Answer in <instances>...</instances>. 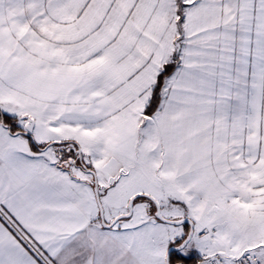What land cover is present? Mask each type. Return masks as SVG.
Instances as JSON below:
<instances>
[{"label":"snow or ice","instance_id":"1","mask_svg":"<svg viewBox=\"0 0 264 264\" xmlns=\"http://www.w3.org/2000/svg\"><path fill=\"white\" fill-rule=\"evenodd\" d=\"M0 264H264V0H0Z\"/></svg>","mask_w":264,"mask_h":264}]
</instances>
